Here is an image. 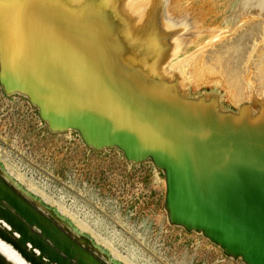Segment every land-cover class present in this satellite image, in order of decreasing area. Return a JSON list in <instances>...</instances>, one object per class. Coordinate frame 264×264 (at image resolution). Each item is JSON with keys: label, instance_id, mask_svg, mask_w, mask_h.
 Listing matches in <instances>:
<instances>
[{"label": "rangeland", "instance_id": "rangeland-1", "mask_svg": "<svg viewBox=\"0 0 264 264\" xmlns=\"http://www.w3.org/2000/svg\"><path fill=\"white\" fill-rule=\"evenodd\" d=\"M110 3L113 6L121 4L125 8L126 13L129 8L131 11L133 9L137 10V14H134V16L138 18L142 17L145 20L147 17L150 18V14H155V23L158 21L155 24L156 29L159 26L161 27L159 23L165 20L167 22L172 20L173 22H178V24L184 21L187 28L182 33L181 40L186 45H184L182 52L174 58H169L170 60H160V63L163 61V67H161L162 64L159 63V60L152 63L149 62V64L148 61L146 62L147 64L144 61V73L141 72V77H138V73L136 72L134 77L137 79L124 82L125 88H122L124 83L121 86L114 80L112 81V79L113 84L116 83L117 85L115 84L114 86L109 80H106V83L104 82L105 79H100L98 80L99 82L96 81L98 83L93 80L86 83L84 80H81L82 76L77 80V87L69 85L68 88V83L65 84L58 78L57 80L59 81L54 80L56 76L52 77V82H50L51 80L47 82L41 79L43 74H40L41 76L39 75L37 78L36 76H32L34 74L31 70H28V68L25 70L27 66L24 64L27 63L26 55L29 49L25 40L27 29L32 27L30 18L28 14L24 15L23 1L0 0V24L3 30L1 33H3L4 42L5 40L7 41L6 45L4 44L5 55L0 52V178L4 179L9 186L24 198L36 203L30 204L8 187L0 185V203L4 202L8 205L4 207L5 205L0 204V213H2L1 209H5L13 215L11 216L13 222L10 224L5 220H0L1 229L3 228L6 234H8V230L14 231L16 234L12 232L9 235L12 239L16 237H22L26 240H28L27 237L32 238L34 244L43 253L45 252L48 255L49 260H55L54 264L70 263L59 254L57 255V251H64L68 255L77 258L76 264H85V262L87 264H247L241 258L228 255L219 244L212 241L203 231L188 230L183 226L170 222L165 202V173L151 159L135 162L128 159L122 148L117 145H105L102 148L94 147L96 144L89 143L79 129L72 127L57 128H61V123L71 116L72 120H77L73 121V123L78 124V127L86 135L92 136L91 133L95 134L96 131L97 133L109 130L111 132L115 128V132H117L118 125L122 123L117 124L119 121L113 120L112 112L107 108L110 100L108 99L105 102L103 101V103H99L97 99H94L91 89L93 85L98 84V87H110L116 96L122 99H149L150 102L154 103L157 99H168L170 101L169 110L167 109L169 112L167 114L171 115V118H169L171 121L176 118V124L173 123L171 126L169 124L166 125L167 128L164 129L165 136L161 134L162 136L159 139L162 140L161 143L153 140V145H156L159 150V158L163 162L168 160L167 164H173V162H177L179 159L183 162L184 158L187 164L189 153H187L189 150L187 147L192 150V147L188 144H191L193 139H196L195 137L191 140L190 136L194 133L196 136L198 135V138H201L199 140L197 138L198 141L195 140L199 144L193 143L191 146L195 145L193 148L195 147L196 150L202 153H207V150L213 148L217 152L224 153L226 159H229V154L235 160L239 157L244 158L243 156H247L249 160V155L261 154V158L264 160L263 90L259 93L260 99L252 102L251 106H247L245 110L242 109L243 113L239 112L229 115L228 112H222V110L217 109L210 102L200 100L190 102L187 100L186 102H184L185 100L180 101L179 99L181 98L175 92V86L171 80L168 82L162 80L160 82L161 79L165 76L167 78L169 73H172L177 68L175 63L182 56L188 52L199 50L203 45L201 43L188 47L190 42L197 38L198 34H207V29H209L212 31V35L217 36L211 45L205 47L204 52H206L214 47L216 49L219 44L221 45L228 40L234 41L241 32L245 31L243 29L248 28L250 25H254L256 22H258L257 24L264 23V0H110ZM132 15L130 14V17ZM21 18L24 19V23ZM50 20L54 19L51 17ZM237 29L239 30L237 31ZM33 30L36 31L35 28ZM13 31L16 34H10ZM234 33L237 34L235 35ZM205 37L206 41L211 36ZM250 44L248 45L250 46ZM241 47L243 48L244 46L242 45ZM106 50V57L109 59H114L117 55L120 56L118 54L120 51L108 50V48ZM112 52L117 53L113 54ZM12 57L15 60L14 58L12 60ZM136 59L133 55L124 56V60H126L125 62L128 65H133ZM9 60L12 61L9 62ZM12 63L15 64L13 65ZM10 64L15 69H12ZM150 68L153 71H160L161 69L159 68H163L168 70V72L163 75L161 73L160 80L155 78L153 82H149L148 76L152 71ZM13 72L15 73L13 74ZM24 78L27 81L24 80L23 82ZM37 81L40 82L39 85L41 86H37ZM102 81L103 84L106 83L105 86L102 84ZM34 84L40 87V89L36 87L38 91L33 86ZM45 84L51 91L48 88L44 89L47 87ZM127 84L131 85L132 88L126 87ZM53 85L55 87L51 88ZM66 85L68 89H65ZM78 86H81V88ZM145 86L146 88H144ZM115 87L119 90L121 87V91L123 92L116 91ZM147 87L150 90H154L147 91ZM59 89L61 91L63 89L65 93L67 92L66 94L63 91L59 92L63 94L61 95L64 99L60 97V94L56 95ZM69 89L72 90L70 91ZM141 89L143 91L146 90V95ZM35 90L38 92H36L37 95L40 94V97H37L36 94L34 96ZM47 90L51 92L50 95ZM68 90L71 96H67L69 95ZM213 90L219 93V97L221 96L220 98L225 101L227 106L236 110L237 107L228 98L227 90L220 84H206L198 88L195 84H192L189 87L188 93L191 96L197 97L198 94ZM124 91L125 93L127 91L131 93V96H128V93L124 94ZM156 92L161 93L162 96H158ZM151 93L154 94L152 95ZM163 94L165 95L163 96ZM251 95L254 96L253 93ZM50 96H53L52 99H50ZM41 97L49 100L45 99L43 101ZM61 99L63 104H61ZM243 102L246 103L248 101L244 99ZM104 103L108 105L105 106ZM39 106L41 113L48 119V122L42 117L38 108ZM249 108H252L250 109L252 110L250 113ZM155 111V107L150 106L147 112V116H151L149 121L151 120L150 123L152 124L150 126L152 127H157V113ZM59 112L63 116L65 114L66 118L62 117V115L60 117ZM73 112H76L80 116ZM180 115L183 120L180 118ZM233 117L236 118L234 119ZM92 118L96 121L95 123L92 121L93 124L90 122ZM144 119L141 117L140 124ZM193 119H197V121L193 123ZM78 121L80 122L78 123ZM102 121L104 122L101 125ZM153 121L156 126H153ZM181 122H185V125ZM98 123L100 127L98 126L97 128ZM104 123L108 124V127ZM148 123L147 126H149ZM144 124L146 125V123ZM144 124L143 126L145 127ZM143 126L142 128H144ZM175 126L178 130L174 128ZM90 127L97 130L93 132ZM165 130L166 132L169 130L167 132L169 135L165 133ZM170 131L174 132L171 133ZM200 134L203 135L200 136ZM189 139L192 142H188ZM167 140L168 142H166ZM229 145L234 149V153L231 150L227 153L228 150L225 147ZM198 156L197 162L199 160L204 161L199 154ZM191 157L197 163V155ZM188 163L187 165L190 166L193 162L191 161L190 163L188 160ZM230 163H233V161L231 160ZM230 176V174L226 173L220 177L222 180L227 181L226 183L217 180L223 184L221 188L225 185V189H232L234 187L233 183H228L230 182L228 181ZM202 178H204L201 180L202 182L198 181L199 183L193 182L191 184L196 187L205 186V178H208V176ZM185 179L186 181L183 180V183L187 184L193 179V175L192 177L186 176ZM5 199L9 200L8 203ZM193 205L194 207H200V204L191 202L190 204H186L185 208L187 206L192 208ZM45 209L51 211L58 220L66 225H62L61 222L56 221ZM199 209L203 210V208ZM250 210L249 212L252 213V210ZM211 220H208L210 222L209 226L217 224V222L213 224V220ZM32 225L37 228L35 227L36 229L30 230ZM60 226L64 228L65 233H69L67 234L68 237H64L63 230L59 228ZM227 231L225 230V232ZM217 232H219L217 237L221 233V237L223 239L226 238L228 241H232L231 238L234 236L238 237L232 229L230 230L232 233L229 232L230 236L220 230ZM0 236H3L2 232ZM86 239L89 241L86 242ZM90 242L93 246H91ZM26 244L25 246L29 248L30 242L27 241ZM0 245L4 252L6 251L2 254L0 252V264H2V258L9 264H13V258L18 262L20 261L21 264H32L22 256L21 252L15 249L18 245L14 246L6 242L2 237H0ZM23 250L25 249L23 248ZM34 251L36 254L40 252L39 250Z\"/></svg>", "mask_w": 264, "mask_h": 264}, {"label": "bare ground", "instance_id": "bare-ground-1", "mask_svg": "<svg viewBox=\"0 0 264 264\" xmlns=\"http://www.w3.org/2000/svg\"><path fill=\"white\" fill-rule=\"evenodd\" d=\"M21 1H23V3H24V9H25L24 15L28 14V16L30 18L29 20L31 23H36V25L38 26L37 23L39 21L45 20L42 22V24L39 27H46L47 28V32H48L47 36L49 35V31H50V35H52V37L55 39L56 43L62 42V40L65 38V40H67L68 44H63V46H65L66 48H69L70 50L78 51L81 49V50H83L82 52L85 53L84 54L85 56L81 57L82 59H81L80 63H74L71 65L70 64L69 65H62V64L58 65L56 60H55V56L52 53L48 52L49 48H47L45 46H37L33 43V41H35V40L43 39L42 36H40V35L32 36L31 29L33 28V24H31V26H32L31 28L27 29L26 40L23 38L26 41L27 47H29L28 53L26 55L27 63L24 64L27 66L25 68V70L28 68V70H31L33 72L34 75H32V76H36L37 78L39 77L40 74H43L42 76L40 75L42 77L41 79L46 80L47 82L50 80H51L50 82H52V80H53L52 77L54 78V76H56V79H54V80L59 81V80H57V78H58L61 81H63L65 84L68 83V88H69V85L77 87V83H78L77 80H79V78L81 76H82L81 80H84L86 83L91 82L92 80L96 82L100 79L101 80L105 79L104 82H106V80H109L113 84L112 81L114 80L117 84L119 83L122 86V83H124V82L126 83L127 81H132V79H137L134 77L136 72L138 73V77H141L140 76L141 72L144 73V70H145V68H144L145 65H143L144 61H145V63L148 61V64H149V62L152 63V62H156L158 60L160 63V60H162V59H165L167 61L169 58L171 59V58L178 56L182 52L184 45H186L185 42H183V40H181L182 33L187 28V26L184 24L185 23L184 21L182 23L180 22V24H178V22H173L172 20H170L168 22L165 20L163 22H160L161 24L159 23V25H161V27L159 26V28L156 29L155 24H157L158 21H157V23H155L156 22L154 19L156 17L155 14H150V18L147 17L146 20L144 18L142 19V17L138 18V17L134 16V14H137V10L133 9L131 11L129 8L128 12L126 13L125 8L122 7L121 4L120 5L117 4V5L113 6V5H111L110 0H21ZM132 13H133V15H132ZM130 14L132 15V17H130ZM17 17H18V15H17ZM51 17L54 20H50ZM163 17L165 19L164 13H163ZM161 19H163V18H161ZM21 20L23 21L24 19L21 18ZM30 22H29V24H30ZM23 23H24V21H23ZM257 23L258 22L254 23V25H250L246 29H243L245 31L241 32V34L238 37L235 36L236 37L235 40L232 38L234 41L228 40L227 42L222 43L221 45L219 44V46H217L216 49L214 47L213 49L207 50L206 52H204L205 47H207L208 45H211L212 42L214 41V39L217 38V36L212 35L211 30L207 29V31H208L207 34H202V33L198 34L197 38L192 40L190 42V45H188V47L196 46V45H199L201 43L203 45L199 48V50H194L192 52H188L184 56H182L175 63V65L177 66V68H176L177 70L175 69L172 71V73L170 72L167 78L165 76L163 79H161L160 74L162 73V75H163L164 73L168 72V70L163 69V68H159V69H161L160 71L159 70L153 71L150 68L152 71L150 72V75L148 76V78H149L148 81L153 82L155 78H157L158 80L161 79L160 82L162 80H166L167 82L171 80L172 84L175 86V87L173 86L176 90L175 92H177V94L181 98V99H179L180 101L185 100L184 102H186V100H187L188 102H190V101L200 100V101L212 103L217 109L222 110V112L223 111L228 112L229 115L232 113L233 114L239 113V112L243 113L242 109L245 110V108L247 106H251L252 102H255L256 100L260 99L259 93H261V90L264 91V23H262V24H257ZM238 24H240V23H238ZM238 26H240V25H238ZM235 28H237V27H235ZM11 29H13V28H11ZM238 30L239 29H237V31ZM2 31L3 30H2L1 24H0V52L4 53V55H5L4 47H5V45H6L5 43L7 41L5 40V42H4V39L2 37L3 33H1ZM6 31H8V30H6ZM11 33L13 35H14V33L16 34V32H14V31L10 32V34ZM205 36H207V37L211 36V37L205 41V39H206ZM23 41H22V43H23ZM71 41H73V42H71ZM223 41H225V40H223ZM249 43H251L250 46L248 45ZM242 45L244 46L243 48L241 47ZM58 47H60V46L56 45L57 49H58ZM106 48H108V50H116L117 52L120 51L118 53V54H120V56L117 55V57L114 59L107 58L106 57V51H107ZM61 49H58V50H61ZM5 50H6V48H5ZM141 50H147V51H141ZM149 50H151V51H149ZM22 52H24V51H22ZM117 52H115V53H117ZM115 53H113V54H115ZM15 54H17V53L15 52ZM4 55H3V58H4ZM125 55H127V56L133 55L134 57H136L137 59H136V61H134L135 63L133 65H128L125 62L126 60H124ZM76 57H77L76 58V61H77L80 57L79 56H76ZM13 58L14 57H12V60H13ZM20 59H21V57H20ZM14 60H15V58H14ZM11 61L9 60V62H11ZM162 62L163 61H161V63H160V64H162L161 67H163ZM17 63H19V62H17ZM20 63H21V61H20ZM23 63H24V61H23ZM12 64H10L11 67H12ZM74 65H76V66H74ZM18 66H20V65L18 64ZM13 67H12V69H15ZM9 69L11 70L10 67H9ZM70 69H74V70H70ZM32 72H31V74H32ZM14 73L15 72H13V74ZM25 78L23 79V82H24V80H26ZM111 79H112V81H111ZM146 80H147V78H146ZM18 81H16V82L18 83ZM84 81H83V83H84ZM33 82L35 83V81H33ZM37 82H36V84H37ZM41 82L44 83V81H42V80H41ZM98 82H96V83H98ZM133 82H135V81H133ZM142 82H143V80H142ZM145 82H147V81H145ZM30 83L32 84V82H30ZM39 83L40 82H38L37 86L39 85ZM106 83L103 84V81H102V84L104 86L106 85ZM125 83L123 84L122 88H125L124 87ZM115 84H113V85L115 86ZM192 84H195V86L197 88L202 87L203 85H206V84H220L221 86H223L227 90L228 98L237 107L236 110L231 109L229 106H227L225 104V101L220 98L221 96L219 97V93H216L214 90L198 94L197 97L191 96L188 93V90H189L190 85H192ZM42 85H44V84H42ZM47 85H48V83H47ZM49 85H52V84H49ZM59 85H61V84H59ZM97 85H93L92 89H91L92 93L94 95V99H97L99 103H103V101L105 102L108 99L110 100L109 105L107 103H104V104H105V106L108 105L107 108H109V111L112 112V116L114 118L113 120L119 121V122H117V124L120 122L122 124L132 123L133 125H135V126L139 125V127H140L141 124L143 126V124L146 123V125L144 124L145 127L143 126L144 128H146L147 123L151 117L150 115L147 116L148 109L150 106H154L156 109L155 112L157 113V119H156L157 127H152V129L155 128L154 129L155 134L157 135L156 138H158V140H159L162 135L165 136L164 129L167 128L166 125L169 124L171 126L176 121V118L172 119V121H171L169 119V118H171L170 117L171 115H168L169 113L167 114V112H169V111H167V109L169 110V107H170L169 106L170 101H168V99H161V100L157 99V101L155 103L150 102L149 99L135 100V99H124L123 98L125 100L124 101L122 98L116 96L115 92L110 87H100V86L98 87ZM33 86H35V88L37 87L35 84ZM39 86H41V85H39ZM61 86L64 87L63 85H61ZM52 87L54 88L55 85L51 86V88ZM75 87H74V89H75ZM78 87L81 88V86H78ZM126 87L132 88V86L131 85L129 86V84H127ZM159 87L161 88V86H159ZM37 88L40 89V87H37ZM47 88H48V90H50L48 86L44 89L46 90ZM68 88L66 85L65 89H68ZM130 88H128V89H130ZM144 88H146V86ZM147 88H148L147 91L150 90L149 87H147ZM38 89H37V91H38ZM44 89H43V91H44ZM30 90H32V88H30ZM115 90L118 91L119 89L116 88ZM153 90L151 89L150 91H153ZM259 90H260V92H259ZM37 91L35 90L34 96L37 95L36 94ZM56 91H57V89H56ZM60 91L61 90L59 89L58 93L56 95L60 94L59 93ZM62 91H63V89H62ZM70 91L68 93L69 95H67V96H71ZM119 91L123 92V91H121V87H120ZM141 91L144 93L146 92V90L143 91L142 89H141ZM162 91H161V93H162ZM53 92H55V91H53ZM63 92H64V94L67 93V92L65 93V91H63ZM120 92H117V93H120ZM48 93H49V95L51 94V92H49V91H48ZM156 93L158 96L159 95L162 96L161 93L160 94L158 92H156ZM156 93H155V95H156ZM251 93H253L254 96L251 95ZM61 94H60V97L63 98V96H62L63 94L62 95ZM71 94H72V92H71ZM124 94L131 96V93H129L128 91L126 93L124 91ZM72 95H74V94H72ZM78 95H77V97H78ZM145 95H146V93H145ZM164 95L165 94H163V96ZM38 96L40 97V94H38L37 97ZM46 96H47V94H46ZM43 97H41V99L43 101H45L46 98L43 99ZM50 97H51L50 99H52L53 96H50ZM73 97H75V96H73ZM198 98H200V99H198ZM114 99H121V102L118 101L119 102L118 103ZM244 99H245V101H248L250 105L248 104V102L244 103L243 102ZM46 100L48 101L49 99H46ZM69 100H70V98H69ZM77 100H75V101H77ZM79 100H80V98H79ZM67 102L69 103V101H67ZM188 102H187V104L189 105ZM61 104H63L62 99H61ZM76 104H78V103L76 102ZM180 106H181V103H180ZM61 107H64V106H61ZM193 107H194V105H193ZM78 108H79V106H78ZM250 109H252V108L248 109L249 113L252 111ZM56 111H57V108H56ZM189 112H190V110H189ZM73 113H76V112H73ZM73 113H72V115H73ZM123 113L126 114L127 118L124 119L123 121H120V118H121ZM244 113H245V111H244ZM131 114L133 116H129ZM206 114H208V113H206ZM61 115L62 114L60 113V117H61ZM67 116H68V114H67ZM78 116H80V115H78ZM58 117H59V115H58ZM62 117H65V114H64V116L62 115ZM86 117H87V115H86ZM141 117L145 118V119L140 124ZM255 117H256V115H255ZM67 118L69 119V117H67ZM70 118L72 119L71 116H70ZM74 118H76V117H74ZM180 118H181V115H180ZM93 119L94 118L91 119V121H90L91 123H92V121L94 123L96 122ZM74 120H76V119H74ZM150 121L148 123L149 126L152 124V123H150ZM194 121L196 122L197 119L196 120L193 119V123H194ZM103 122L104 121H102L101 125L103 124ZM181 123L184 124L185 122H181ZM199 123H200V121H199ZM257 123H258V121H257ZM94 125H97V124H94ZM154 125H155V122H154L153 126ZM98 126L100 127L99 123L97 125V128H98ZM118 126H120V125H118ZM118 126H116V127H118ZM142 126H141V128H142ZM182 126H180V127H182ZM192 126H193V124H192ZM197 127H198V125H197ZM104 128H106V127L104 126ZM174 128H176V126ZM102 129H103V127H102ZM180 130H181V128H180ZM197 130H199V129L197 128ZM167 132L165 130L166 134H168ZM173 132L174 131H172L171 133H173ZM189 132H190V130H189ZM96 133H97V131H96ZM191 133H193V132H191ZM194 134H191V135L193 136ZM91 135L93 136L92 133H91ZM202 135L203 134H200V136H202ZM192 136H190L191 140L195 137H196V139H193V142L189 139L190 141L188 140V142H192L191 144H193V143L197 144L198 143L197 141L201 137L198 138V135L196 136V134L193 137ZM197 138H198V140H197ZM164 139H167V138H164ZM173 139H175V138H173ZM195 140H197V141H195ZM186 141H187V139H186ZM166 142H168V140ZM201 142H203V141H201ZM169 143H171V142H169ZM191 144H188V145H190V147H192V149H195V147L193 148V146H195V145L191 146ZM187 148L189 150H191V148H189V147H187ZM225 149L228 150L227 153H229L230 150L231 151L234 150L233 148L230 147V145L228 147H225ZM189 150L187 151V153L189 152ZM233 153H234V151H233ZM198 157L199 156L197 155L196 162L198 161ZM164 158H165V154H164ZM167 161L168 160H166V162ZM190 163H191V161H190ZM187 164H189L188 160H187ZM220 184H222V183H220ZM224 187H226V185ZM224 187L221 189H225ZM190 206H187V208H190ZM184 207H186V205ZM192 207H194V205ZM199 208H201V207H199ZM207 218H209V217L207 216ZM214 222H216V221H213V224H214ZM213 224H211V225H213ZM214 226H217L216 223L212 227H214ZM35 227L36 226L32 225L30 230H34L37 228V227L36 228ZM30 233H32V232H30ZM230 233H232V232H230ZM216 235H218V233H216ZM218 237L220 238L221 236H218ZM232 237H233V235H232ZM0 252H1V254L6 252V251L4 252L1 245H0ZM12 263L13 264H21L20 261L18 262L17 260H15V258L12 259Z\"/></svg>", "mask_w": 264, "mask_h": 264}, {"label": "water", "instance_id": "water-1", "mask_svg": "<svg viewBox=\"0 0 264 264\" xmlns=\"http://www.w3.org/2000/svg\"><path fill=\"white\" fill-rule=\"evenodd\" d=\"M43 21L45 20L39 21L37 23L38 26L36 23H31L33 24V28L31 29L32 36L40 35L43 38L41 40H35L33 43L37 46H45L49 48L48 52L55 56L58 65L80 63L82 59L81 57L85 56V53L82 52L83 50L80 49L76 51L66 48L63 46V44H68L65 38L62 42L56 43L55 39L50 35V31L47 36L48 32L46 27H39ZM34 28L36 31L33 30ZM56 45L60 46L58 49H62L58 50ZM76 56L80 57L77 61ZM114 100L116 102H121V99ZM38 108L41 113L40 106ZM41 115L48 122V119L42 113ZM129 116L133 115L131 114ZM126 118V114L123 113L120 121H123ZM65 120V122L61 123V128L57 129L67 127L77 128L89 143L96 144L94 147L102 148L105 145H117L122 148L128 159L135 162L151 159L158 168L162 169L166 177L165 202L171 223L183 226L188 230L203 231L212 241L219 244L228 255L235 258H241L247 264H264V160L261 158V154L249 155V160L247 159V156H243L244 158L239 157L235 160L230 154L229 159H226L224 153L217 152L213 148L207 150V153L192 149L189 150L188 160L195 163L191 156L199 154L204 161L199 160L198 163H195L194 165L192 163L188 166L183 156V162L179 159L177 162H173V164H167L159 158V150L156 145H153V140L157 143H161L162 140L156 138L157 135L151 128L152 126L141 128L139 125L135 126L132 123H126L123 125L121 124L117 128V132H115L116 129H114L111 132L104 131L101 133H92L93 136H90L86 135L83 130L78 127V124L73 123V121L77 120H72L70 118H66ZM79 122L80 121H78V123ZM90 128L91 131H95L92 127ZM231 160L233 163H230ZM226 173L231 175L228 178V181H230L228 183H233L234 187L232 189L227 188L222 190L221 186L223 184H220L218 181L226 183L227 181L220 178ZM192 175L193 179L190 182L187 184L183 183V180L186 181V176L192 177ZM204 176H208V178H205V186L196 187L191 185L192 182L201 181ZM0 185L8 187L17 195H20L2 178H0ZM20 196L26 202L36 204L35 202L24 198L22 195ZM5 201L8 203L9 200L5 199ZM191 202L198 205L200 204L199 206L204 210L199 209L197 206L189 209L184 207V205ZM0 204L5 205L4 207L8 206L4 202H1ZM249 209L252 210L253 214L249 212ZM1 211L0 220H5L9 224L12 223L13 220H11V216L13 215L5 209H1ZM45 211H47L56 221L61 222L51 211L46 209ZM207 216H209V218H207ZM209 219L216 221V225L218 226H209L210 222H207ZM61 224L66 225L63 222H61ZM59 228L62 230L64 229L62 226ZM231 229L238 236L231 238L232 241H228L226 238L221 239L215 234V232L219 233L217 231L220 230L226 235H230L229 232ZM225 230L228 231L225 232ZM1 232L3 236L0 237L14 246L18 245L15 249L21 252L22 256L32 264L55 263V260H49L48 255L45 252L43 253V251L34 244L32 238L27 237L28 240L22 237L12 239L9 236L10 233H16L12 230H8V234H6V231L0 227V233ZM63 233L64 237H68L67 234L69 233H65L64 230ZM23 240L24 242H22ZM86 240V242L89 241L88 239ZM27 241L30 242V249L27 248L28 246H25L27 245ZM47 245L51 246L49 244ZM91 246H93L92 243ZM34 250H39L41 253L38 252L39 254H36ZM56 254H59L62 258H65L66 261L70 262L67 264H76L75 261L77 258L74 256L68 255L64 251H57ZM2 264L9 263L2 258ZM85 264H87V262H85Z\"/></svg>", "mask_w": 264, "mask_h": 264}]
</instances>
